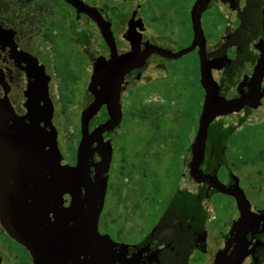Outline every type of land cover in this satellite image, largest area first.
<instances>
[{
    "label": "flooded vegetation",
    "instance_id": "obj_1",
    "mask_svg": "<svg viewBox=\"0 0 264 264\" xmlns=\"http://www.w3.org/2000/svg\"><path fill=\"white\" fill-rule=\"evenodd\" d=\"M30 1L51 6L50 0ZM56 1L59 10L50 22L52 51L40 47L26 22L0 14V100L8 101L19 118L30 123L27 117L36 115L45 127L47 85L59 148L74 166L83 112L102 91L121 84V122L102 135L113 148L98 223L107 244L106 264H264V150L255 147L262 141L256 133L258 121L264 119L259 117L260 112L264 115V77L258 76L264 55V0H209L201 14V47L205 59L216 66L204 77L200 46L172 57L193 46L198 0H138L135 5L129 0L123 5L82 0L109 24L112 45L95 19L65 0ZM131 22L140 33L139 41L134 39L140 58L116 75L114 60L126 64L132 56ZM99 59L110 66L100 70ZM206 84L218 97L240 104L209 126L199 168L216 177L227 192L198 182L191 170ZM59 103L65 119L78 125L69 153L60 142ZM110 118L106 102L90 121L89 132ZM248 156L258 159H243ZM100 160L96 153L94 162ZM238 188L250 205L246 211L230 193ZM44 196L49 201L44 224L53 226L64 215L70 225L71 192ZM86 249L67 246V261L82 263L90 256ZM0 264H34L31 252L1 221Z\"/></svg>",
    "mask_w": 264,
    "mask_h": 264
},
{
    "label": "water",
    "instance_id": "obj_2",
    "mask_svg": "<svg viewBox=\"0 0 264 264\" xmlns=\"http://www.w3.org/2000/svg\"><path fill=\"white\" fill-rule=\"evenodd\" d=\"M78 13H84L97 21L104 38L112 45L113 36L108 23L104 21L96 8L82 0H65ZM209 0H198L193 9L195 40L189 49L172 57L178 58L189 53L197 46H202L204 36L201 27V14L206 9ZM137 24V23H136ZM139 31L135 23H130L129 40L133 47L129 60L123 64L121 59H115V74H124L131 61L140 58ZM111 39V40H110ZM112 42V43H111ZM201 47L202 72L211 70L216 62L205 59L204 48ZM126 58V57H124ZM100 70L110 66L106 61L98 60ZM259 79L264 77V55L258 68ZM120 86L113 90L102 91L97 101L82 114V139L77 150L76 165L71 166L63 157L59 144L58 133L52 124L53 106L48 98L47 85L45 96L49 103L45 127L40 125L41 119L29 115L30 123L25 118H19L8 101L0 100V221L4 229L26 247L34 257V264H106V241L98 229L100 215L107 194V173L110 169L113 148L103 140L102 135L114 130L121 122ZM207 96L202 113L200 127L194 143V160L191 163L192 174L198 182H209L211 187L227 192L216 177L200 172L204 159L207 133L209 126L218 116H226L237 111L238 101H227L218 97L206 84ZM107 100V101H106ZM108 103L110 120L101 125L93 133L89 132L90 121L100 108ZM50 127V131L45 132ZM97 142V148L93 143ZM98 153L101 160L94 162ZM239 189V188H238ZM70 191L73 196L72 213L74 219L70 225L64 215L56 218L53 226H46L49 201L44 194H59ZM237 198L238 204L246 211L249 203L241 189L230 190ZM229 193V192H228ZM247 205V206H246ZM59 213H64L62 210ZM84 245L90 256L82 262H69L66 258L67 246ZM82 254L86 255L84 252Z\"/></svg>",
    "mask_w": 264,
    "mask_h": 264
},
{
    "label": "rangeland",
    "instance_id": "obj_3",
    "mask_svg": "<svg viewBox=\"0 0 264 264\" xmlns=\"http://www.w3.org/2000/svg\"><path fill=\"white\" fill-rule=\"evenodd\" d=\"M108 1V0H107ZM116 4H126L124 0H110ZM134 5L137 4L138 0H129ZM50 7L47 6H39L35 2L30 0H0V14L8 15L15 17L17 19L23 20L27 23V27L34 34V38L37 42L40 43V47L46 46L49 51H52L51 45V30H50V22L55 18V11L59 10V3L56 0H50ZM61 99H59L60 101ZM76 111L75 108L71 110V114H74ZM259 117H263L262 112H260ZM59 126H60V142L62 148L69 153L70 146L76 143L75 134L78 129L77 123L69 121L65 119L63 115V106L59 103ZM258 129L257 135L261 137L262 141H256L255 147L264 150V119H259L258 121ZM132 130V128H131ZM63 152V151H62ZM65 155V153H64ZM230 158V157H229ZM229 158L227 157L228 161ZM248 158V159H247ZM243 159L252 160L255 163V160L258 157H243ZM264 165V157L262 158ZM251 162V161H250ZM252 164V163H251ZM246 170V167H244ZM260 169L264 170V166L260 167ZM259 170V167L253 170V176H255V171ZM259 178V177H258ZM264 182V177L260 179Z\"/></svg>",
    "mask_w": 264,
    "mask_h": 264
},
{
    "label": "trees",
    "instance_id": "obj_4",
    "mask_svg": "<svg viewBox=\"0 0 264 264\" xmlns=\"http://www.w3.org/2000/svg\"><path fill=\"white\" fill-rule=\"evenodd\" d=\"M230 141H232V140H230Z\"/></svg>",
    "mask_w": 264,
    "mask_h": 264
}]
</instances>
